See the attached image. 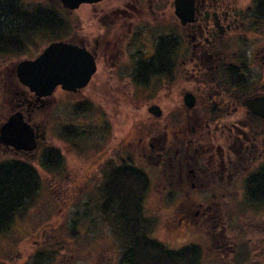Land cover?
<instances>
[{
  "label": "flooded vegetation",
  "instance_id": "flooded-vegetation-1",
  "mask_svg": "<svg viewBox=\"0 0 264 264\" xmlns=\"http://www.w3.org/2000/svg\"><path fill=\"white\" fill-rule=\"evenodd\" d=\"M176 1L81 3L84 24L69 30L65 41L85 47L96 70L76 90L57 86L51 95L39 97L19 82L17 62L8 64L14 56L0 58V127L18 114L37 136L30 151L0 141V154L39 158L40 165L43 153L54 148L43 120L58 91L69 98L83 96L72 101L71 115L96 110L98 118L108 120L83 93L102 68L105 84L117 87L112 97L119 105L121 98L128 100L124 110L131 115L133 133L127 141L114 139L113 155L99 154L91 165L92 173L100 174L95 209L108 206L105 191L111 178L121 176L123 168L137 170L141 158L156 167L151 174L144 172L158 188L163 211L194 239L186 244L221 241L234 253L230 264L238 249V254L246 252L245 264H264V21L236 0H179V11ZM80 5L62 7L70 13ZM253 39L260 41L250 49ZM162 95L165 108L158 99ZM141 109L146 120L137 122L135 113ZM105 120L98 134L110 139L113 125ZM72 130L80 132L79 138ZM91 135L69 124V149L74 150V140ZM16 160L21 159L0 165ZM100 217L104 220L99 211ZM248 232L253 235L244 242Z\"/></svg>",
  "mask_w": 264,
  "mask_h": 264
},
{
  "label": "rangeland",
  "instance_id": "rangeland-1",
  "mask_svg": "<svg viewBox=\"0 0 264 264\" xmlns=\"http://www.w3.org/2000/svg\"><path fill=\"white\" fill-rule=\"evenodd\" d=\"M34 1L47 0H31L30 2ZM236 1L242 7L251 6L252 2V0ZM58 10L68 22L65 32L55 39L36 37L33 39L35 47L31 45L23 54L8 58V64L10 62L12 65L14 62L36 54L50 41L69 39V30L76 31L84 24L83 5L67 13L59 2ZM250 33L253 34V32ZM259 41L253 39L250 49L256 47ZM105 74L101 68L83 93L96 102L98 108L101 107L100 111H105L108 120L98 118L96 110L91 115L85 113L71 115V107L75 104L76 98L82 97L78 98L81 100L83 96L71 97L74 98L72 100L69 98V93L60 91L56 93L55 100L45 110L43 123L48 130V140L62 156L58 169L43 168L37 163L39 158L18 156L11 152L5 155L0 154V162L8 159L25 160L36 167L40 175V188L33 201L28 204L26 212L16 218L6 232L0 234V264H120L122 251L120 242L112 226L106 220L99 218V211L95 209V206H98L97 188L100 174H93L90 167L97 164L99 154L106 157L113 155L112 147L116 145L117 140L123 137L127 141L128 136H131L133 132H130L129 116L131 115L124 110L129 106L126 102L128 100L121 98L124 103L119 105L116 97H112L115 92L117 93V87H112L110 83L105 84ZM158 99L165 108L168 101L163 95ZM141 100L146 101L145 98L138 99L139 105ZM135 114L137 122L146 120L142 109ZM104 120L108 125L110 122L113 125L110 139L108 135L104 139L98 134ZM69 124L80 129H89L90 134L92 133L89 138L71 141L75 147L74 150L69 149L71 144L69 140L60 135L62 126ZM143 145L147 147V140ZM137 159L135 163L143 171L151 174L155 170L156 167H152L151 163L147 165L144 159ZM155 187V185L151 186V182L149 183L143 205L145 214L152 217L155 222L153 236L170 248H179L191 241V234L188 235L183 226L173 225L172 218L169 220L167 213L163 211L165 205L162 203L158 188ZM72 227L76 228L77 239L69 237ZM252 235V232H248L244 234L242 240L248 241ZM208 240H210L209 237ZM198 241H196L197 244L203 248L200 264H218L216 260L220 264L231 263L234 253L226 244H222L221 241L219 243ZM239 245L241 246L242 243ZM239 251L238 249L235 254L233 264H245L246 252L238 254ZM216 254L219 258L212 257ZM258 259L254 258L255 261Z\"/></svg>",
  "mask_w": 264,
  "mask_h": 264
},
{
  "label": "trees",
  "instance_id": "trees-1",
  "mask_svg": "<svg viewBox=\"0 0 264 264\" xmlns=\"http://www.w3.org/2000/svg\"><path fill=\"white\" fill-rule=\"evenodd\" d=\"M30 1L0 0V58L23 54L29 46L35 47L33 39L36 37L55 39L65 32L68 22L59 13V0ZM250 10L264 21V0H252ZM72 133L74 138H79V131L72 130ZM60 135L69 140V125L62 126ZM61 160L60 152L50 147L41 156L40 165L45 169H58ZM107 186L104 191L108 206L99 211L120 242V264L202 262L203 252L198 244L170 248L154 238L155 222L146 216L143 206L149 186L144 171L123 168L121 176L112 177ZM39 188L40 176L31 164L16 160L0 165V234L26 212ZM69 237L78 238L75 227L71 228Z\"/></svg>",
  "mask_w": 264,
  "mask_h": 264
},
{
  "label": "water",
  "instance_id": "water-1",
  "mask_svg": "<svg viewBox=\"0 0 264 264\" xmlns=\"http://www.w3.org/2000/svg\"><path fill=\"white\" fill-rule=\"evenodd\" d=\"M87 1L97 0H60L63 7L72 10ZM95 70L93 55L85 47L65 40L52 41L36 57L21 59L15 65L19 82L39 97L51 95L57 86L66 91L82 88ZM36 137L33 128L18 114L11 115L0 127V141L16 149H35Z\"/></svg>",
  "mask_w": 264,
  "mask_h": 264
}]
</instances>
